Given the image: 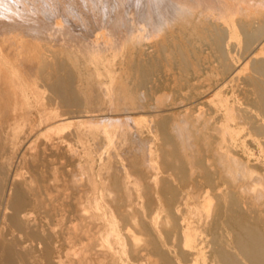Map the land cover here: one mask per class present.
Instances as JSON below:
<instances>
[{
    "label": "bare ground",
    "instance_id": "bare-ground-1",
    "mask_svg": "<svg viewBox=\"0 0 264 264\" xmlns=\"http://www.w3.org/2000/svg\"><path fill=\"white\" fill-rule=\"evenodd\" d=\"M0 264H264V0H0Z\"/></svg>",
    "mask_w": 264,
    "mask_h": 264
},
{
    "label": "rangeland",
    "instance_id": "rangeland-1",
    "mask_svg": "<svg viewBox=\"0 0 264 264\" xmlns=\"http://www.w3.org/2000/svg\"><path fill=\"white\" fill-rule=\"evenodd\" d=\"M165 96H166V94L163 96V98H164V99H167V97H168L169 95H167L166 98H165ZM159 136L162 137L159 133H158L157 135H155V137H159Z\"/></svg>",
    "mask_w": 264,
    "mask_h": 264
}]
</instances>
